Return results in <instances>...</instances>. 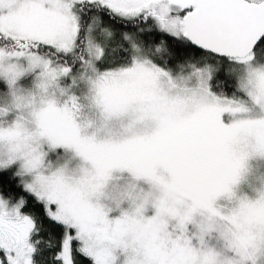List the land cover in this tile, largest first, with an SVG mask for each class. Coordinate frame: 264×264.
<instances>
[{
  "label": "snow or ice",
  "instance_id": "1",
  "mask_svg": "<svg viewBox=\"0 0 264 264\" xmlns=\"http://www.w3.org/2000/svg\"><path fill=\"white\" fill-rule=\"evenodd\" d=\"M0 264H264V0H0Z\"/></svg>",
  "mask_w": 264,
  "mask_h": 264
}]
</instances>
